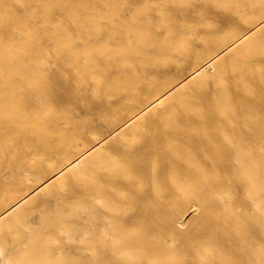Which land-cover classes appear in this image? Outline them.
Wrapping results in <instances>:
<instances>
[{"label": "bare ground", "instance_id": "1", "mask_svg": "<svg viewBox=\"0 0 264 264\" xmlns=\"http://www.w3.org/2000/svg\"><path fill=\"white\" fill-rule=\"evenodd\" d=\"M93 1L115 5L117 0H42L40 11L30 10V3L27 1L25 8L29 16H9L14 30L0 31V152L13 146L18 136L24 135L25 148L31 150L33 155L24 158L22 163L35 168L46 165L43 169L44 178L34 181L29 188L31 192L47 182L43 189L55 182L60 188H68L61 194L64 205L72 204L75 198L86 196L94 204L102 206L99 214L97 209L87 210L79 203H74L76 213L89 215L87 227H81L80 231L86 236L85 247L92 253L91 264L103 263L105 252H114L118 257L130 260H146L158 264H174L181 261L171 252L164 240L156 243L153 241L155 236L150 226L152 222L149 221L152 216L165 213L175 228L185 222L174 209L162 211L144 208L152 204L142 189L149 180L155 193H160L168 187L175 202L186 204L196 212L198 208H205L213 213L221 204L222 210L233 218L232 226L240 233L246 247L253 250L263 247L264 242L252 238L251 227L243 221L244 219L234 214L235 182L227 171L229 158L232 157L241 169L240 181L245 188L244 194L251 201L249 202L264 233V169L256 176L258 172L253 169V161L246 159L252 152L248 143L250 138L264 136V108L262 110L258 105L261 103L260 105L264 106V66L252 62L253 57L264 56L262 37L257 33L234 36L232 40L227 36L221 39L204 38L195 30H190L188 35L197 37L203 44L201 49H197L192 47V40L185 36L181 25L178 26V19L169 11L163 8L155 10L161 14L156 23L157 27H165L167 30L166 34H158L150 30V26L154 24L153 18L148 15L141 17L146 13L144 10H135L126 17L121 13L124 10L121 6L120 9L114 7V10L109 11L107 18L110 22L119 23L121 31L127 35V45L122 49L113 50L105 45L75 51L72 49L70 36L63 37L57 31L49 35V39H61L55 48L59 60H70L73 63L83 59V64L75 66L74 69L80 71L82 80L79 84L90 79L94 86L100 85L102 75L97 73L100 68L98 61H105L106 69L112 66L123 68L128 65L124 55L126 52L140 59L142 69L161 61V54L167 51L178 52L183 60L194 59L190 76L202 88L199 96L193 98L187 94L186 90L191 86L186 81L187 78H179L176 81H151L149 84L154 90L147 96L146 103L143 106L126 107L125 116L121 117L115 126V131L120 130L123 138L132 141L139 130V123L150 119V125L140 144L145 157L151 163L142 166L118 160L110 152H104L99 145L103 140L100 137L95 138L93 145L86 143L82 147L55 141L53 134L56 131L47 123V116L53 113V109L45 106L31 110L25 101L26 91L33 89L38 92L44 84L50 83L49 78L52 77L45 72L42 66L44 64L41 65L37 61L35 54L32 55V52L36 53V31L28 26L31 22L28 17H40L44 22H50V12L54 8H60L65 10L74 22L82 24L84 20L81 11L90 9ZM219 6L240 13V18L254 24L253 28L264 22V4L261 0H219ZM245 6L259 7V11L248 16L245 10L240 9ZM94 12H88L86 16L89 22L98 24L99 15ZM31 23H34L33 20ZM95 30L97 34L98 27ZM18 33L24 35L27 45L16 42L15 35ZM211 41H215V47L209 46ZM227 50H232L236 56L231 65L240 97L244 100L256 98L257 103L249 102L239 108L233 105L232 91L224 78L222 56ZM158 54L160 56L156 57ZM130 68L135 70L137 67ZM248 74L260 78V89L247 78ZM53 78L58 79L59 76L55 74ZM140 81L136 77L118 78L114 89L132 92ZM64 86L65 92L55 97L54 102L61 103L73 99L75 93L72 92V86L77 88L79 85ZM76 90L78 92L79 89ZM129 100L140 105L142 103L135 94ZM172 102H178L182 107L175 109L171 105ZM130 153L138 154L134 147H130ZM54 155L59 157V161ZM231 166L234 170L237 167ZM149 170L152 173L150 177L147 176ZM165 177H168V181ZM20 186L11 185L6 195H0V261L3 264H70V257L68 258L57 234L65 233L67 239L73 241L71 238L77 229L69 225L68 218L60 209L42 211L41 224L37 227L27 222L25 214L20 212H32L35 207L24 203V199L31 192L27 193L29 189L23 190ZM128 190L134 191L131 197H137L138 203L123 200V194ZM165 196L160 195L161 198ZM16 205L18 207L15 211L1 217ZM142 219H148V222L143 224ZM207 249H210V245Z\"/></svg>", "mask_w": 264, "mask_h": 264}, {"label": "rangeland", "instance_id": "2", "mask_svg": "<svg viewBox=\"0 0 264 264\" xmlns=\"http://www.w3.org/2000/svg\"><path fill=\"white\" fill-rule=\"evenodd\" d=\"M27 1L30 3V10H42V0H0V31L14 30H12L14 24L9 22L10 15H30L25 8ZM261 1L262 4H264V0ZM93 2L90 4V9L81 11L84 20L82 24L74 22L68 16L67 12L60 8H54L50 12V22H44L40 17H28L29 21L32 22L33 20L34 22L28 23V26L36 31L34 46L36 53L32 52V55L35 54V58L38 59L37 61L41 63V65L44 64L42 66L45 72L52 77L49 78L50 83L44 84L38 92L33 89L31 91L28 90L29 93L26 91L25 101H27L26 103L31 110L37 108L42 109L45 106L53 109V113L47 116V123L50 128L56 131L53 134V139L55 141H64L70 143L72 146L82 147L86 143L93 145L95 143V138L100 137L103 138V140L99 145L102 146L104 152H110L118 160L134 162L142 166L151 163V161L145 157L140 144L142 143L143 135L147 132V127L150 125V119L139 123L137 127L139 130L132 141L123 138L120 135V130L115 131V126L118 120L125 116L126 107L143 106V104L146 103L147 96L154 90L153 86L151 87L149 84L151 81H176L179 78H187L186 81L191 84L186 90L187 94L192 95L193 98L199 96L202 88L198 86L194 78L190 76L194 59L189 58L188 60H183V57L178 54V52L167 51L161 54L163 58L160 59L161 61L156 62L154 65H147L145 69H142L140 59L132 53L126 52L124 55H126L125 58L128 60V65L123 68L112 66L106 69V62L98 61L100 68L97 70V73L102 75L100 85L94 86L93 81L88 78L86 82L79 84L82 80L79 76L80 71L74 69L75 66L83 64V59L73 63L70 60H59L56 57L55 48L58 46L61 39H49V35L57 31V33L60 32L63 37L70 36L72 49L75 51H82L87 48L95 49L105 45L113 50L122 49L127 45V35L123 34L119 23L110 22L107 18L109 11L111 12L114 10V7L120 9L119 6H121V8L124 9L121 13L126 17H129L135 10H144L146 13L142 14L141 17L145 15L151 16L154 24L150 26V30L152 33L158 34H166L167 30L165 27H157L156 23L161 14L155 10L157 8H163L169 11L172 16L178 19V26L181 25L185 32V36L192 40V47L197 49H201L203 44L197 37H190V35H188L190 30H195L204 38L216 37V39H221V37L227 36L231 40L234 36L258 33L264 40V22L256 28H253L254 24L240 18V13L233 9L229 10L220 7L219 0H117L115 5L101 1ZM240 9L245 10L248 16L259 11V7L252 8L245 6ZM129 10L132 11L130 12ZM92 11H95L94 13L97 16L99 15V26L97 23L95 24L88 21V16L86 15L88 12ZM96 27L99 29L97 34L95 33ZM15 36L17 37L16 42L27 45L26 38L23 34L18 33ZM209 46L215 47V41H211ZM157 56L159 57L160 55L158 54L156 57ZM222 57L224 58L225 67L224 78L227 82V86L230 87L232 91V97L234 99L233 105L239 108L249 102L257 103L255 100L256 98L244 100L240 97L241 94L238 93L240 90L235 84V74L231 65L232 61L235 60V53H233L232 50H227L223 53ZM252 62L260 63L264 66V56H255L252 58ZM130 66H135L137 68L134 70L130 68ZM55 74L59 76L58 79L53 78ZM126 76L131 78L136 77L141 80L136 85V90L131 92L126 89H120L118 91L114 89L115 81L118 78L120 79ZM247 78L253 85H256L258 89L261 88V85H259V77L254 78V76L248 74ZM65 84L79 85L77 87L79 89L78 92L76 90L77 88L72 86V92L75 93L73 99L61 103L54 102L55 97L65 92ZM133 94L138 96L142 101L141 105L136 101L130 102L129 98ZM260 104L261 103L258 104L259 108L263 110L264 106ZM171 105L175 107V109H180V107H182L178 102H172ZM239 122L242 121L239 120ZM57 129L60 130L58 131ZM2 134H4V132H2ZM25 142V136L20 135L16 138L14 142L15 145L13 144L10 148L7 147L4 151L0 152V159L2 158L0 161V195H6V191L11 188V185L16 187L21 185L20 188L26 190L33 185L35 180L44 178L43 169L46 165H43L44 167L42 166L41 168H35L22 163L24 158L33 155L31 150L25 148ZM248 143L252 148V152L246 159L250 162L253 161V169L258 172L256 174V176H258L264 169V136L258 138L252 137ZM16 145L17 147H15ZM130 147L136 148L138 154L132 155L130 153ZM55 159L59 161V157L55 156ZM233 160L232 157L229 158L227 171L228 175L232 177L235 182L234 189L236 191V200L233 204L234 214L241 217L242 220L244 219L243 221L251 227L250 232L253 239L264 242V233L260 229V221L250 203L251 201L244 194L245 188L240 181L241 169ZM231 165H236V169L234 170ZM151 175L152 173L149 170L147 176L150 177ZM165 179L168 181V177H165ZM53 183L46 189L42 188L46 184L36 189L37 191L34 190L31 192L29 189L27 193H31L24 199V203H26V205L28 204V206L32 205L35 209L32 212L23 210L20 213L25 214L27 222L37 227L41 224L42 211L62 210L68 218L69 225L77 229L71 238L73 241L67 239L65 233L59 232L57 234L62 246L66 250L68 258L70 257V264H91L92 253L85 247L84 243L86 236L82 233L83 231H80L81 227H87L89 215L87 213H76L74 203H79L86 207L87 210L97 209L99 214L101 213L102 206L94 204V202L86 196L75 198L72 204L64 205L62 203L61 194L67 191L68 188L67 186L60 188L57 186V183ZM142 189L146 192L148 200L152 202V204L146 205L144 207L145 209H159L162 211L174 209L182 219H184L185 225H179L176 228L170 224L169 218L165 213L152 216V218L149 219V221L152 222L150 225L154 233L152 234L155 236V238H150H153L155 243L159 240H164L166 242L171 252L181 260L174 264H264V246L258 250L247 248L244 241H242L240 233L235 231L233 227V218L222 210L221 204H219V207H217L213 213H210L205 208H198L196 212L190 209L186 204L179 201L175 202L174 195H170V189H168V187L162 189L160 193H155L153 191L152 182L149 180ZM132 193H134L133 190H128L127 193L123 194V200L125 202L131 201L134 204L138 203L139 200L137 197H131ZM161 194H165V198H161ZM17 207L18 205L12 207L10 209L11 211L9 210L7 214L5 213L1 217H5L12 211H15ZM188 213L190 214L188 215ZM31 219L33 220L32 222ZM141 222L144 224L148 222V219H142ZM209 245L210 249H207ZM169 253L170 252H168V254ZM1 257L2 254L0 253V259ZM103 258L104 262L101 264H158L146 260L135 261L124 257H118L114 252H105ZM0 264L3 263L0 261Z\"/></svg>", "mask_w": 264, "mask_h": 264}]
</instances>
